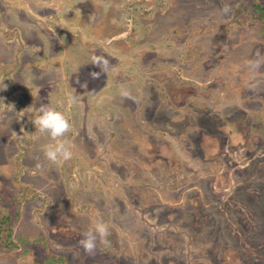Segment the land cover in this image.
<instances>
[{
    "label": "rangeland",
    "instance_id": "obj_1",
    "mask_svg": "<svg viewBox=\"0 0 264 264\" xmlns=\"http://www.w3.org/2000/svg\"><path fill=\"white\" fill-rule=\"evenodd\" d=\"M0 264H264V0H0Z\"/></svg>",
    "mask_w": 264,
    "mask_h": 264
},
{
    "label": "clouds",
    "instance_id": "obj_2",
    "mask_svg": "<svg viewBox=\"0 0 264 264\" xmlns=\"http://www.w3.org/2000/svg\"><path fill=\"white\" fill-rule=\"evenodd\" d=\"M227 10V8L224 9L225 12ZM92 63L100 69V72L93 74L94 76H98L108 70V61L102 56L93 57ZM32 122L41 133H45L52 141L44 149V156L49 162L58 164L61 161L71 159L73 155L70 150L71 145L64 139L71 125L63 112L51 106L41 105L37 109V114ZM106 232L107 228L102 222L86 230L82 234L83 238L79 241L84 252H93L96 248L98 238L105 235Z\"/></svg>",
    "mask_w": 264,
    "mask_h": 264
}]
</instances>
